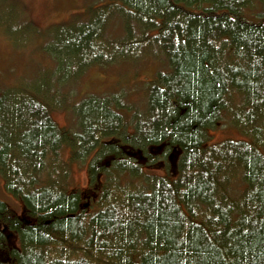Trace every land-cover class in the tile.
Here are the masks:
<instances>
[{"label":"trees","instance_id":"trees-1","mask_svg":"<svg viewBox=\"0 0 264 264\" xmlns=\"http://www.w3.org/2000/svg\"><path fill=\"white\" fill-rule=\"evenodd\" d=\"M95 1V12L70 30L61 26L45 46L56 61L52 88L90 66L147 50L169 70L146 83V108L130 122L110 100L83 98L73 132L49 114L48 78L33 89L0 90L4 188L52 218L21 232V247L7 264H264V0ZM110 16L123 35L106 36ZM222 119L246 138L207 144L206 129ZM65 143L77 160L102 151L104 173L112 164L140 175L132 148L162 144L167 153L176 148V159L166 162L167 174H146L124 193L101 184L106 205L77 216L74 196L54 184L31 189L49 167L47 157ZM92 160L91 181L100 171ZM5 207L0 201V215ZM58 245L75 256L58 254Z\"/></svg>","mask_w":264,"mask_h":264},{"label":"rangeland","instance_id":"rangeland-1","mask_svg":"<svg viewBox=\"0 0 264 264\" xmlns=\"http://www.w3.org/2000/svg\"><path fill=\"white\" fill-rule=\"evenodd\" d=\"M0 2H2L0 3V90L12 86L33 89L38 83L37 80L42 77L48 78L51 81L49 114L61 128H67L72 132L77 129L79 105L83 98L91 95L97 96L98 100L107 99L113 102V108L125 116L126 122H130L132 113L143 112L146 108V83L157 71L169 70L164 58L159 55L153 56L152 50H147L111 64L90 66L76 77L71 74L70 77L64 78L60 87L54 89L52 88L54 82L57 84L53 79L56 72L55 56L49 53L45 46L51 36L59 32L61 26H64L61 30H70L79 20H86L87 16L95 12L98 1L0 0ZM10 10L11 20L4 21V12L7 13ZM111 17L107 19L105 25L106 36L123 35L122 24ZM17 36L20 37L17 38ZM204 136L209 145L226 139L246 138L240 129L223 119L216 126L207 128ZM71 151V147L65 143L56 155H49L47 157L49 167H45L36 174L31 189H46L49 184H54L56 189L65 195L73 191L79 192L88 185L89 161L92 159V162L96 161L100 170L108 164L102 151L99 153L91 151L87 160L86 157L84 160L74 159ZM172 152L171 150L167 153L168 162L171 161L169 153ZM111 165L103 174L102 185L116 193L132 190L141 179L148 177L146 174L161 173L156 162L142 165L140 175H133L129 169L122 171L115 168L117 166L111 167ZM168 173L170 174V170ZM171 173L173 174L174 170H171ZM3 175L5 173L0 169V201L9 204L19 212L21 202L4 188L5 176ZM234 178L237 180V177ZM102 193L101 186L100 196L97 197L94 206L89 209L90 212L97 211L103 203L104 206L106 205V202L99 201ZM109 202L108 199V204ZM87 207V205L84 206V208ZM87 223L88 220L84 218L82 223L84 229ZM27 248L32 249L29 246ZM38 249L40 248H36ZM56 250L58 254L65 253L64 257L75 256L71 254L72 250L60 245ZM51 254L56 256L55 252Z\"/></svg>","mask_w":264,"mask_h":264},{"label":"flooded vegetation","instance_id":"flooded-vegetation-1","mask_svg":"<svg viewBox=\"0 0 264 264\" xmlns=\"http://www.w3.org/2000/svg\"><path fill=\"white\" fill-rule=\"evenodd\" d=\"M119 143L125 151L131 150V148L125 143H121L120 141ZM132 149L142 151L137 155L138 157L136 158V160L139 161L142 165L145 166L149 164L150 159L155 158L156 160L154 159L151 162H156V164L159 165V171L161 172L159 174H166L167 151L165 152L162 150L164 153L161 152L158 154H152L151 152H147V149ZM95 166L98 167V164H96ZM103 174L104 171L100 170L92 181L88 174V185L85 188L81 189L79 192L73 191L69 193L70 195L74 196L76 201L75 207L73 209V215L77 214V216H80V214L82 213L90 212L89 209L94 206L97 197L100 196ZM17 199L21 202V210L19 212L13 209L9 204L5 203V213H2V215H0V262H2L3 264H7L13 261L14 251L16 249H20L21 247V232L24 229L28 227L38 226L39 223L49 224L52 221V218L44 219L45 215H41L40 212H33V210L26 207L25 204L22 203L23 199ZM85 205H87L88 207L84 208Z\"/></svg>","mask_w":264,"mask_h":264},{"label":"water","instance_id":"water-1","mask_svg":"<svg viewBox=\"0 0 264 264\" xmlns=\"http://www.w3.org/2000/svg\"><path fill=\"white\" fill-rule=\"evenodd\" d=\"M162 144L161 145H158V146H150L149 147V149H153V151L152 152H154V153H159L161 150H162ZM176 148H174V151L172 152V153H170L169 154V158H170V162L171 163H174V161H175V159H176ZM140 151H138V152H128L130 155H133V156H135L137 153H139ZM174 157H175V159H174Z\"/></svg>","mask_w":264,"mask_h":264},{"label":"bare ground","instance_id":"bare-ground-1","mask_svg":"<svg viewBox=\"0 0 264 264\" xmlns=\"http://www.w3.org/2000/svg\"><path fill=\"white\" fill-rule=\"evenodd\" d=\"M94 170V169H93Z\"/></svg>","mask_w":264,"mask_h":264}]
</instances>
